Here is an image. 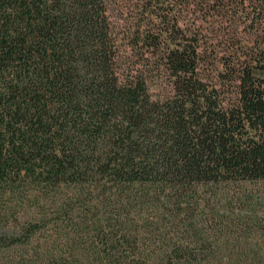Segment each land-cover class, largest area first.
Masks as SVG:
<instances>
[{"label":"trees","instance_id":"obj_1","mask_svg":"<svg viewBox=\"0 0 264 264\" xmlns=\"http://www.w3.org/2000/svg\"><path fill=\"white\" fill-rule=\"evenodd\" d=\"M246 186L264 0H0L1 261L264 264Z\"/></svg>","mask_w":264,"mask_h":264},{"label":"rangeland","instance_id":"obj_2","mask_svg":"<svg viewBox=\"0 0 264 264\" xmlns=\"http://www.w3.org/2000/svg\"><path fill=\"white\" fill-rule=\"evenodd\" d=\"M237 197H240L244 200V204L240 207V206H237L235 205L232 210L234 211V213H243L244 215H247L248 213L247 212H251L254 211V212H258V216H262L263 219H262V222H261V225L259 226V228H254L252 227L251 229V236H260L262 234H264V186H246V188L240 190V191H237ZM231 212V211H230ZM253 212V213H254ZM222 228V227H220ZM219 228V229H220ZM217 229V230H219ZM254 232H256V234L254 235ZM231 232H235L237 234L238 233V229H233L231 230ZM41 236H47V235H41ZM10 254V253H9ZM15 254V252L13 253ZM8 254H5V257H4V261H1L0 260V264H8V262L6 261L7 259V256ZM11 255V254H10ZM1 259V258H0ZM19 259V258H17ZM27 262L29 260L25 259Z\"/></svg>","mask_w":264,"mask_h":264}]
</instances>
